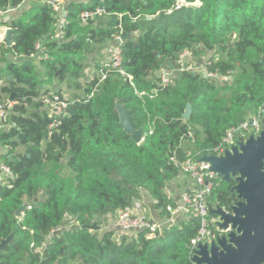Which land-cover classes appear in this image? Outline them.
Returning a JSON list of instances; mask_svg holds the SVG:
<instances>
[{
	"label": "trees",
	"instance_id": "16d2710c",
	"mask_svg": "<svg viewBox=\"0 0 264 264\" xmlns=\"http://www.w3.org/2000/svg\"><path fill=\"white\" fill-rule=\"evenodd\" d=\"M24 1L0 0V9ZM40 1L4 22L13 43L0 51V100L12 104L7 124L14 126L0 131V147L7 148L0 164L12 175L0 179V243L11 237L0 264H193L190 241L199 223L191 216L152 238L147 230L115 237L85 227L131 209L142 192L168 218L166 207L176 201L164 189L181 174L178 165L216 156L229 131L263 115L264 0H69L62 42L52 40L56 13ZM98 9L104 13L95 20L80 19ZM115 36H126L124 75L114 71L83 84L92 46ZM41 39L43 52L29 60ZM184 51L212 53L204 69L230 80L179 71ZM7 55L26 58L13 62ZM162 67L174 72L166 87L157 77ZM63 83L70 97L55 139L41 96ZM117 102L142 131L141 143L119 125ZM187 105L190 117L183 120ZM233 184L216 179L209 205L229 210ZM23 206L31 209L15 217Z\"/></svg>",
	"mask_w": 264,
	"mask_h": 264
},
{
	"label": "built area",
	"instance_id": "2783aa9c",
	"mask_svg": "<svg viewBox=\"0 0 264 264\" xmlns=\"http://www.w3.org/2000/svg\"><path fill=\"white\" fill-rule=\"evenodd\" d=\"M68 0H43L44 4L47 5L54 13H56V24H55V33L52 36L53 41L62 42L65 40V25L67 19V2ZM26 0L20 4L17 9L8 8L7 10L0 9V51L6 50L9 45L5 42L6 32L11 29L7 25H4V18L21 11L24 6H26ZM102 9H98L95 12H83L80 15V19L83 22L89 20H95L96 17L100 14H103ZM12 31V30H11ZM12 36V35H11ZM43 39L39 40L35 44V54L30 56L29 60L36 61L39 54L43 52ZM13 43V42H12ZM122 43V37L115 36L112 39V42L105 47V59L98 63V65L93 64L87 65L83 69V76L81 82L83 84H89L95 81L96 78L101 82L106 79L108 74L117 71L121 75H124V72L120 69L122 62V55L120 45ZM6 57L13 62H20L26 57L22 55H7ZM192 58V54L189 51L182 52L177 60V66L179 71H191L187 61ZM99 68H98V67ZM204 68V67H203ZM205 73L206 78L211 80H216L219 82H227L230 80V77L218 76L217 74L208 73L203 69V74ZM157 77L159 79V86L166 87L170 85L174 78V72L166 67H162L157 72ZM54 92L50 91L47 95L41 96L44 107L48 110L50 116L53 118L52 124L48 128V136H52L55 133V128L58 126V121L61 116L65 114L66 102L68 101L70 95L66 89L63 88ZM12 106L9 102H2L0 100V131L8 130L14 125L7 124V115L8 109ZM264 119L263 115H259L250 119L248 122H245L238 126L235 129H232L226 134V137L223 139V144L221 148L217 151V155H222L225 150H230L232 146H235L237 142H243L249 136H257L262 129V120ZM179 169L182 175L186 176L193 184V189L184 195L176 202L175 207L167 206L166 212L170 214L167 218L169 224H172V218L174 215L185 212L190 217H193L198 220L199 227L196 233V236L190 241L191 248V257L193 252L197 249L198 244L210 245L214 242L219 236L226 234V232L221 231L218 224L219 218L211 216L209 214V208H214V206L209 205L208 196L211 193L212 188L214 187V181L218 179L213 173L209 172V166L205 163H200L191 159H187L180 163ZM0 179L3 181L5 177L12 178V175L9 169L4 165L0 164ZM31 209V206H26L25 211ZM23 214H21V217ZM115 226L122 234H134L138 231L147 230L146 238H152L154 233L161 231L164 226L153 223L148 217L144 215H133L129 210L119 211L117 213V219L115 221ZM64 227L56 228L52 233L57 234L61 232ZM50 239V236L47 238Z\"/></svg>",
	"mask_w": 264,
	"mask_h": 264
},
{
	"label": "water",
	"instance_id": "95a60500",
	"mask_svg": "<svg viewBox=\"0 0 264 264\" xmlns=\"http://www.w3.org/2000/svg\"><path fill=\"white\" fill-rule=\"evenodd\" d=\"M191 5L197 6L198 3ZM11 29L6 32L5 42L11 46L13 38ZM126 36L122 37V42ZM203 77L206 78L205 73ZM14 94L10 96V99ZM115 112L119 118V125L130 136L133 142L143 141V133L137 129L130 111L117 102ZM191 109L187 105L183 120H188ZM57 139V133H54ZM198 162L209 166L222 182L231 183L230 192L235 194L236 200L224 210L218 205L209 208V214L219 218V228L226 232L210 245L198 244L193 252V264H264V119L262 129L257 136H249L243 142H237L230 150H225L219 156H203ZM25 212V206L18 209L15 217ZM90 231H97L98 227L92 223L86 226ZM11 237L0 243V251L10 241Z\"/></svg>",
	"mask_w": 264,
	"mask_h": 264
},
{
	"label": "crops",
	"instance_id": "0c3cea01",
	"mask_svg": "<svg viewBox=\"0 0 264 264\" xmlns=\"http://www.w3.org/2000/svg\"><path fill=\"white\" fill-rule=\"evenodd\" d=\"M29 1L30 0H26V3H27L26 6H24V8L21 11H19L18 13H20L24 10H27L30 7V6H28ZM37 2H38V0H35V3H37ZM67 2H69V0ZM18 13H14V14L10 15V16L4 18V20L7 22L9 20V18H14V16ZM101 61L102 60L100 59L97 61V63H99ZM60 88L61 89L63 88V90L66 89L68 92V88L65 85V83L61 84ZM68 95H70V94H68ZM192 189H193L192 182L186 176L180 174L177 178H175L174 180L170 181L169 183H167L165 185L164 191L168 197L174 199L177 202L182 197V195L191 191ZM129 212L133 215H144V216L148 217L153 223L162 225L164 227H168V226H172V225H178L182 221H185L189 218L187 213L180 212V213L173 216L172 224L170 225L167 217L161 215L160 211L157 210L155 207L154 200L146 192H142L140 200L135 202L132 205L131 209H129ZM103 222L105 225H109L110 216L105 217L103 219ZM106 230L114 231L115 237H120L122 234V232L116 228L115 224H110V228H107ZM128 235H130V233H128Z\"/></svg>",
	"mask_w": 264,
	"mask_h": 264
},
{
	"label": "rangeland",
	"instance_id": "374dc122",
	"mask_svg": "<svg viewBox=\"0 0 264 264\" xmlns=\"http://www.w3.org/2000/svg\"><path fill=\"white\" fill-rule=\"evenodd\" d=\"M41 3H44L43 0L41 1ZM33 4H35V0H30L28 2V6H32ZM17 15L18 14H16L14 17H16ZM10 19L11 18H9V20ZM106 46L107 45H105V46H99V47L98 46H92L93 47V50L91 51V53L87 57V59H88L87 63L90 64V65H93V64H95V61H98L100 59L101 60H104L105 59V50L104 49H105ZM211 54L212 53H209V54L204 55V56H192V58L187 61V64H189V68L191 69V72H194L196 74L203 75V69H204L203 68V65L207 62V58ZM0 67H1V65H0ZM46 86L47 85H45L44 88ZM49 87H53V86H49ZM0 151L1 152H6L7 151V148L4 147V146H1L0 147ZM16 152L22 153V152H24V148L23 147H19V148L16 149ZM18 218H21V215ZM116 219H117V215L110 216L109 225H105L104 222H103V220L101 221V224L100 225H97V222H95V221L93 223L98 227V230L97 231H99L101 233V232L106 231L107 228H110V224H115ZM71 227L72 226H67L65 228L68 229V228H71Z\"/></svg>",
	"mask_w": 264,
	"mask_h": 264
}]
</instances>
